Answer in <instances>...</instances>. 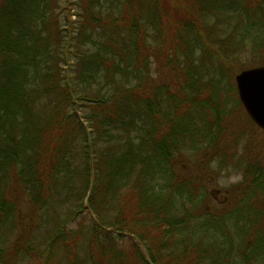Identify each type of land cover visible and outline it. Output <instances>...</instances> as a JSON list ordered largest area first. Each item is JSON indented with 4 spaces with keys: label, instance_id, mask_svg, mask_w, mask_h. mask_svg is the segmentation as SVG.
Instances as JSON below:
<instances>
[{
    "label": "trees",
    "instance_id": "trees-1",
    "mask_svg": "<svg viewBox=\"0 0 264 264\" xmlns=\"http://www.w3.org/2000/svg\"><path fill=\"white\" fill-rule=\"evenodd\" d=\"M57 1L0 0V264H218L240 249L245 236L254 237L264 212L252 230L242 231L238 210L264 196L246 189L233 197L236 211L208 208L203 183L188 173L184 155L211 159L214 153L201 140L199 148H182L181 141L166 138L176 120L166 118L181 114L177 107L166 114L156 101L163 90L151 81V54L140 18L145 20L148 8L154 15H171L173 44L188 45L177 33L181 27L194 32L202 55L217 57L215 74L223 68L228 74V68L238 72L264 65V0H115L122 5L115 17L91 14V0H85V19L98 27L112 24L117 33L124 30L131 46L119 42V50L112 44L108 51L104 44L78 53L70 81L61 72L66 52ZM222 17L234 22L225 28L233 48L223 54L215 46L222 35L197 25ZM243 45L250 62L234 53ZM168 60L172 73L184 72L185 81H194L186 71L195 66L191 54ZM136 71L143 75L131 83L129 75L135 77ZM93 83L100 88L85 96ZM168 86L166 94L174 96ZM80 103L88 107L95 135L91 150L84 137L77 162L82 128L75 106ZM112 135L108 146H96L101 136ZM176 163L187 175L177 172ZM57 198L68 204L64 219H57L48 242L38 245L31 239L33 219L55 210L61 203ZM143 233L152 234L145 248L125 243L127 237L145 240ZM163 234L168 245L159 244Z\"/></svg>",
    "mask_w": 264,
    "mask_h": 264
},
{
    "label": "rangeland",
    "instance_id": "rangeland-1",
    "mask_svg": "<svg viewBox=\"0 0 264 264\" xmlns=\"http://www.w3.org/2000/svg\"><path fill=\"white\" fill-rule=\"evenodd\" d=\"M57 2L58 28L61 31V36H63L61 37V41L64 44V51L66 52L65 61H60L61 72L69 81V78L74 73L73 70L78 53L91 52L98 46L100 47V45L104 44H106L108 51H113L111 49L112 44H116L119 50V42L122 43L123 48L125 44L126 46H131L130 34L124 30H121V33L125 39L120 37V32L117 33L115 26L112 24L98 27L95 23L88 22L83 16L85 13V0H58ZM121 11V1L91 0L90 12L93 15H105L106 17L110 14L115 17ZM148 13H146V18L147 20L149 19V22L146 18V21L143 18L140 19L144 22L143 24L146 28L144 33L146 39L145 44L149 47L151 54L149 58L151 81L154 85L158 84V87L162 86L161 88L163 90L156 98V101L159 102L160 109L166 114L172 111L174 107L179 108L181 114L177 115L179 118H176L174 115H169L168 118L165 117L167 120L171 119L172 121L176 119L175 128L167 133L166 138L172 143L181 141L182 148L195 147V145L199 148L200 146L197 142L201 140L205 144L204 148L207 149L210 147L209 149L211 150L209 151L214 153V155H211L213 156L211 159L203 156L201 158V156L190 154L189 152L184 155L187 163L185 165L189 168L188 173L194 175L195 178H199L203 183L206 193V205L208 208L214 210L226 208L225 211L228 212L232 210L236 211L233 197L237 194H245L246 192H242L246 191V189L252 195L263 197L264 193L258 192L264 190V132L251 121L239 102L234 81V76L239 71L232 72L228 68L227 74L226 69L223 68L215 74L216 63L218 62L217 57L214 59L211 55L208 59L202 55L201 44H196L198 41L197 34L181 27L182 29L180 31L178 30L177 33L179 34V38L183 39L184 42H188V45L173 44L174 30L173 25L170 23L171 15L168 18L162 17L161 14L154 15L152 9L149 8ZM211 21L199 22L197 25L202 31H207L205 29L210 27L214 32L222 35L220 36V42L215 46L223 54V52L233 48L230 39L227 37L228 34L225 32V28L233 27L234 22L228 20V18L224 19V17L216 23ZM80 31H83L85 34ZM135 32L136 30L133 29L132 33ZM192 44L196 47L195 50H193ZM244 46H236V49H234L236 52L234 53L239 55V61L250 62L251 57L245 51V48H242ZM187 54H191L195 66L191 68L192 65H188L189 67H186V71L190 69V72L193 73L192 78L194 81L190 79L185 81L184 72L177 77L172 73V69H170L171 65L168 59L171 55H176L182 59ZM116 58L121 61L119 57ZM132 67L134 66L132 65ZM142 73V71H136V78L129 75L130 82H138L143 75ZM178 84L180 85L179 87ZM166 85H169V91L174 96H168L166 94L168 92ZM98 87L100 88V85L93 83L92 86L86 89L85 96H90L94 92L93 90ZM181 87L182 89H180ZM202 92L203 94L201 95ZM44 101L46 100L44 99ZM75 107L78 110L77 119L80 121L82 128V131L77 133V142L79 144L77 148L79 153L76 156L78 162L83 157L82 146L84 145V137L87 139L89 150H91L92 135H95V132L93 131L92 125L87 121L89 114L88 107L84 104L81 105V103ZM209 111L211 113L208 114ZM88 128L91 129V133L87 132L89 131ZM116 133L117 135L119 134L118 132ZM131 135H134V138H136L137 131H131ZM112 137L113 135L111 137L101 136L96 146L100 147V149L105 148L108 146ZM124 140L125 138L120 137L119 142H124ZM212 141L214 144H211ZM214 150L215 152H213ZM177 161L179 162L180 159H177ZM77 162L75 164H78ZM176 164L175 169L177 172L182 177H184L183 174L187 175L185 174L187 173L186 170L182 171L180 165L178 163ZM63 201L65 200L63 199ZM63 201L57 198L55 202H61L62 204L60 203L55 210L52 208L47 209L41 219L37 217L33 219L35 227H33L31 239L38 245L43 246L48 242V237L53 233L57 219H64V210L68 204L64 206ZM249 203L242 204L238 210L241 212V222H239L238 227L242 231L252 230L255 220L259 218L257 217L259 216L258 214L264 212V199L259 200L257 205H251ZM84 213L85 210L82 211V214ZM87 219H90V217H85L86 222ZM76 222L70 224L75 226ZM146 231L147 229L144 230V232ZM254 232V237L252 236L248 240L247 236H245L243 242L239 244L241 250L234 249L233 254L227 256V258H223V260H219L218 264H264V221L258 222ZM142 237L145 240L140 241L133 237H127L125 243H131L132 247L139 249L142 247L145 248L146 245H150L152 234L143 233ZM232 238L235 237L233 236ZM252 240L256 241L253 243ZM234 242L237 244L238 240ZM159 244L168 245V235L163 234L162 237L160 236ZM154 251L157 253V250ZM206 264L208 263L206 262Z\"/></svg>",
    "mask_w": 264,
    "mask_h": 264
},
{
    "label": "water",
    "instance_id": "water-1",
    "mask_svg": "<svg viewBox=\"0 0 264 264\" xmlns=\"http://www.w3.org/2000/svg\"><path fill=\"white\" fill-rule=\"evenodd\" d=\"M234 81L246 114L264 132V65L240 70Z\"/></svg>",
    "mask_w": 264,
    "mask_h": 264
}]
</instances>
